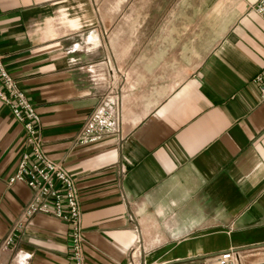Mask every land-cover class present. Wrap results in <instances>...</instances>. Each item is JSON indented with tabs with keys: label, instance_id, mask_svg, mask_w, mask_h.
<instances>
[{
	"label": "crops",
	"instance_id": "0c3cea01",
	"mask_svg": "<svg viewBox=\"0 0 264 264\" xmlns=\"http://www.w3.org/2000/svg\"><path fill=\"white\" fill-rule=\"evenodd\" d=\"M257 1L0 0L3 63L75 178L85 264H201L264 244ZM108 101L121 136L79 143ZM24 136L0 103V264H70L69 225L23 217L33 192L9 183Z\"/></svg>",
	"mask_w": 264,
	"mask_h": 264
},
{
	"label": "built area",
	"instance_id": "2783aa9c",
	"mask_svg": "<svg viewBox=\"0 0 264 264\" xmlns=\"http://www.w3.org/2000/svg\"><path fill=\"white\" fill-rule=\"evenodd\" d=\"M264 20V0L251 6ZM259 96L264 101V67L254 76ZM0 103L11 110L13 117L23 126L24 150L21 152L15 172L9 183L24 182L33 192L23 217L41 212L53 214L69 225L70 264H85L84 227L80 197L75 178L62 162L52 159L43 149L40 116L21 89L18 81L8 72L0 52ZM121 136L120 121L113 103H104L93 111L81 128L79 143H88L106 134ZM11 239V237H9ZM234 249L223 251L216 258L201 264H240L232 259Z\"/></svg>",
	"mask_w": 264,
	"mask_h": 264
},
{
	"label": "rangeland",
	"instance_id": "374dc122",
	"mask_svg": "<svg viewBox=\"0 0 264 264\" xmlns=\"http://www.w3.org/2000/svg\"><path fill=\"white\" fill-rule=\"evenodd\" d=\"M133 260H131V264H143L141 261H137V258L133 255ZM250 258V261H246L245 258ZM232 259L234 261L239 262L240 264H245L250 262L249 264H259L264 262V247H250L247 249H243L239 252H235L232 255Z\"/></svg>",
	"mask_w": 264,
	"mask_h": 264
},
{
	"label": "water",
	"instance_id": "95a60500",
	"mask_svg": "<svg viewBox=\"0 0 264 264\" xmlns=\"http://www.w3.org/2000/svg\"><path fill=\"white\" fill-rule=\"evenodd\" d=\"M252 247H264V244H262V245H258V246H252ZM247 248H250V247H246L245 249H247ZM244 248H241V249H234V251L235 252H239V251H241V250H243ZM165 264H170V263H165ZM260 264H264V262L263 263H260Z\"/></svg>",
	"mask_w": 264,
	"mask_h": 264
},
{
	"label": "bare ground",
	"instance_id": "6f19581e",
	"mask_svg": "<svg viewBox=\"0 0 264 264\" xmlns=\"http://www.w3.org/2000/svg\"><path fill=\"white\" fill-rule=\"evenodd\" d=\"M143 264H145V262H143Z\"/></svg>",
	"mask_w": 264,
	"mask_h": 264
}]
</instances>
